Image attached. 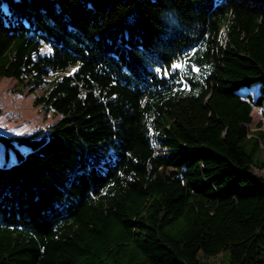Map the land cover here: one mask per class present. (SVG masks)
Segmentation results:
<instances>
[{"label":"trees","instance_id":"obj_1","mask_svg":"<svg viewBox=\"0 0 264 264\" xmlns=\"http://www.w3.org/2000/svg\"><path fill=\"white\" fill-rule=\"evenodd\" d=\"M3 77L0 264H264V0H0Z\"/></svg>","mask_w":264,"mask_h":264},{"label":"rangeland","instance_id":"obj_2","mask_svg":"<svg viewBox=\"0 0 264 264\" xmlns=\"http://www.w3.org/2000/svg\"><path fill=\"white\" fill-rule=\"evenodd\" d=\"M15 82L13 78H0V133L6 136L45 134L48 127L57 121L58 115L49 109L33 105L34 95L39 93L38 91H28L24 95L11 92ZM258 91V84H252L242 87L239 92L242 96L249 94L254 99ZM252 116V123L248 126L249 137L259 138L256 160L260 161L264 160V141L259 135V132H264V104L261 108L252 104ZM14 161L13 150L0 142V165H10ZM252 170L264 175V169L257 170L253 167ZM228 255V251H222L216 256L202 258V261L204 264H229Z\"/></svg>","mask_w":264,"mask_h":264},{"label":"snow or ice","instance_id":"obj_3","mask_svg":"<svg viewBox=\"0 0 264 264\" xmlns=\"http://www.w3.org/2000/svg\"><path fill=\"white\" fill-rule=\"evenodd\" d=\"M174 68L180 67V65H173Z\"/></svg>","mask_w":264,"mask_h":264}]
</instances>
